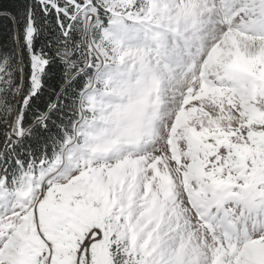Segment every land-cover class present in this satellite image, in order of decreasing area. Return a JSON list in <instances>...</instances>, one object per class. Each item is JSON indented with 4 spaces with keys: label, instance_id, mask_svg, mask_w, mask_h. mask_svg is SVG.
I'll use <instances>...</instances> for the list:
<instances>
[{
    "label": "snow or ice",
    "instance_id": "snow-or-ice-1",
    "mask_svg": "<svg viewBox=\"0 0 264 264\" xmlns=\"http://www.w3.org/2000/svg\"><path fill=\"white\" fill-rule=\"evenodd\" d=\"M0 264H264V0H2Z\"/></svg>",
    "mask_w": 264,
    "mask_h": 264
},
{
    "label": "trees",
    "instance_id": "trees-1",
    "mask_svg": "<svg viewBox=\"0 0 264 264\" xmlns=\"http://www.w3.org/2000/svg\"><path fill=\"white\" fill-rule=\"evenodd\" d=\"M0 2H2V0H0Z\"/></svg>",
    "mask_w": 264,
    "mask_h": 264
}]
</instances>
